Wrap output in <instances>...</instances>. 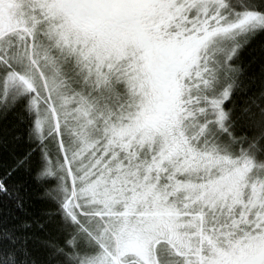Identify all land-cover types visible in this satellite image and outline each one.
Instances as JSON below:
<instances>
[{
    "label": "snow or ice",
    "instance_id": "6c2138e0",
    "mask_svg": "<svg viewBox=\"0 0 264 264\" xmlns=\"http://www.w3.org/2000/svg\"><path fill=\"white\" fill-rule=\"evenodd\" d=\"M0 264H264V0H0Z\"/></svg>",
    "mask_w": 264,
    "mask_h": 264
}]
</instances>
